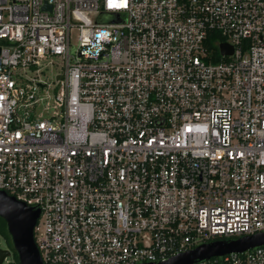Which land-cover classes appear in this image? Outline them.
Here are the masks:
<instances>
[{
  "label": "built area",
  "instance_id": "2783aa9c",
  "mask_svg": "<svg viewBox=\"0 0 264 264\" xmlns=\"http://www.w3.org/2000/svg\"><path fill=\"white\" fill-rule=\"evenodd\" d=\"M0 190L40 210L44 264L264 232V0H0Z\"/></svg>",
  "mask_w": 264,
  "mask_h": 264
},
{
  "label": "water",
  "instance_id": "95a60500",
  "mask_svg": "<svg viewBox=\"0 0 264 264\" xmlns=\"http://www.w3.org/2000/svg\"><path fill=\"white\" fill-rule=\"evenodd\" d=\"M223 55L232 52V46L226 42L220 44ZM38 208L27 205L16 197L0 190V217L7 225L11 244L15 250L19 264H44L34 239V227L39 217ZM264 244V232L245 236L234 240H215L203 243L197 247L173 255L158 263L143 264H191L213 256L224 255L230 252H241L249 248ZM12 253V250L0 249V263Z\"/></svg>",
  "mask_w": 264,
  "mask_h": 264
},
{
  "label": "rangeland",
  "instance_id": "374dc122",
  "mask_svg": "<svg viewBox=\"0 0 264 264\" xmlns=\"http://www.w3.org/2000/svg\"><path fill=\"white\" fill-rule=\"evenodd\" d=\"M72 52L76 49L77 47V39H76V34L73 33L72 35ZM58 72H60L59 70V66L58 65H55V67H52V68H48L47 70H45L42 74H41V78L47 80L48 82H54L57 80V74ZM0 246L3 248V249H6V248H11L10 245L8 244V241L7 239L0 234ZM12 250V248H11ZM14 258V253H13V250H12V253L10 255H8L5 260L0 263V264H8L10 261H12Z\"/></svg>",
  "mask_w": 264,
  "mask_h": 264
},
{
  "label": "trees",
  "instance_id": "16d2710c",
  "mask_svg": "<svg viewBox=\"0 0 264 264\" xmlns=\"http://www.w3.org/2000/svg\"><path fill=\"white\" fill-rule=\"evenodd\" d=\"M0 234L3 235L7 241H8V244L10 245V247L12 248L13 250V253H14V258L12 261H10L8 264H19V261H18V257H17V254L15 252V250L13 249L12 247V244H11V240H10V236L8 234V231H7V225H6V222L3 218L0 217Z\"/></svg>",
  "mask_w": 264,
  "mask_h": 264
}]
</instances>
